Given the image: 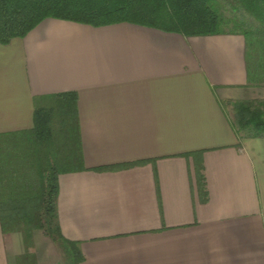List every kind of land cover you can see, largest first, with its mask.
Wrapping results in <instances>:
<instances>
[{"label": "crops", "instance_id": "0c3cea01", "mask_svg": "<svg viewBox=\"0 0 264 264\" xmlns=\"http://www.w3.org/2000/svg\"><path fill=\"white\" fill-rule=\"evenodd\" d=\"M247 52L242 33L59 19L0 43V140L29 138L39 107L77 95L83 167L59 176L57 205L82 264H264V137L228 108L264 89ZM36 233L28 248L0 222V264L46 263Z\"/></svg>", "mask_w": 264, "mask_h": 264}, {"label": "trees", "instance_id": "16d2710c", "mask_svg": "<svg viewBox=\"0 0 264 264\" xmlns=\"http://www.w3.org/2000/svg\"><path fill=\"white\" fill-rule=\"evenodd\" d=\"M224 3L239 15L229 19ZM245 14L252 18H241ZM47 19L93 27L130 23L188 38L242 33L251 79L264 81V0H0V43L25 38ZM230 24L241 30L231 31ZM52 99L49 107L37 109L29 138L5 146L0 142L2 183L8 187V193L0 191V222L5 233H21L30 242L42 231L59 247L66 264H82L80 245L63 236L57 205L59 176L83 167L78 99L74 93ZM233 107L238 132L264 137V101H240ZM202 169L198 165L204 190Z\"/></svg>", "mask_w": 264, "mask_h": 264}, {"label": "rangeland", "instance_id": "374dc122", "mask_svg": "<svg viewBox=\"0 0 264 264\" xmlns=\"http://www.w3.org/2000/svg\"><path fill=\"white\" fill-rule=\"evenodd\" d=\"M224 7H225V11H226V16L229 18V19H232L234 18L235 15H239V12L237 11H233V8L232 6H230L229 4L227 3H224ZM246 16V15H245ZM245 16L241 17V18H244L245 20L247 19V17L245 18ZM238 20H240V16H238ZM244 20V21H245ZM229 29H231V31H240L241 28L236 25V26H233L230 24L228 26ZM250 59L252 60L253 59V54L250 55ZM261 88H264V83H261ZM259 96L260 97H257L255 99H252V100H246V101H253V102H261V101H264V89L262 91H259L258 92ZM229 105V109L233 115V118H234V103H228ZM19 138L18 136H14V137H6L2 140H4L3 142L5 143L6 141L9 142V140H15L17 141ZM0 140V141H2ZM12 140V141H13ZM8 230H7V234H8ZM36 236L39 237L40 242H41V247H43L42 250H44V254H45V262L44 264H66V261L64 259V256L61 252V250L59 249V247L50 239L48 238L42 231H37L36 233ZM24 242L26 244V246L29 248V244H30V239H25L24 238ZM18 264H37L36 262V258L35 256L31 255V254H27L25 257L23 258H18L17 260Z\"/></svg>", "mask_w": 264, "mask_h": 264}]
</instances>
